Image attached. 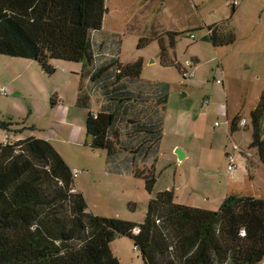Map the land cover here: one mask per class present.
<instances>
[{"label": "trees", "instance_id": "1", "mask_svg": "<svg viewBox=\"0 0 264 264\" xmlns=\"http://www.w3.org/2000/svg\"><path fill=\"white\" fill-rule=\"evenodd\" d=\"M106 14L105 0H0V55L34 61L47 74L52 61L81 64L92 89L79 107L88 109L95 95L101 102L86 119L90 148L106 152L109 172L142 179L152 194L170 86L144 81L141 60L121 64L117 34L94 52L91 34L102 31ZM206 30L214 48L235 43L218 25ZM161 60L168 64L164 48ZM250 116V148L264 164V94ZM239 123L231 121L230 135ZM11 125L0 120V129ZM75 179L46 140L0 143V264H120L110 248L115 234L133 240L144 264H264V199L233 194L207 211L177 204L165 190L138 224L90 213Z\"/></svg>", "mask_w": 264, "mask_h": 264}, {"label": "rangeland", "instance_id": "2", "mask_svg": "<svg viewBox=\"0 0 264 264\" xmlns=\"http://www.w3.org/2000/svg\"><path fill=\"white\" fill-rule=\"evenodd\" d=\"M237 1L232 13V0H105L104 28L122 40L120 63L141 60L144 81L170 86L152 194L142 179L109 172L106 152L90 148L86 119L99 109L100 98L91 96L88 109L79 107V99L92 89L81 64L52 61L54 73L47 74L34 61L0 55V120L12 124L0 129V143L30 137L50 142L78 173L75 187L88 211L108 219L142 223L149 201L165 190L176 192L177 204L217 211L220 196L235 180L248 187L245 193L264 199V165L258 150L250 148V115L264 94V0ZM213 25L232 33L235 43L214 48L206 42V28ZM109 34H91L94 52ZM142 39L148 42L139 47ZM183 73L194 77L185 79ZM236 117L247 127L230 135L229 123ZM234 145L250 156L235 153L236 170L228 175L227 153ZM178 149L188 158L179 160ZM252 183L261 190L250 189ZM110 248L120 264H144L128 237L115 234Z\"/></svg>", "mask_w": 264, "mask_h": 264}, {"label": "crops", "instance_id": "3", "mask_svg": "<svg viewBox=\"0 0 264 264\" xmlns=\"http://www.w3.org/2000/svg\"><path fill=\"white\" fill-rule=\"evenodd\" d=\"M107 8V7H106ZM140 8H141V6H140ZM143 8H141L140 9V14H142L143 16H147L148 15V13L143 9ZM109 13H108V8H107V14L105 15V17H104V22H103V27H102V31L101 32H103V33H105V34H108V33H110V34H117V33H115V32H110V31H108V29L106 30L105 28H104V24H105V19H106V17H107V15H108ZM117 35H119V34H117ZM100 107H101V102H100ZM100 107H99V109L96 111V112H94V113H97V112H99L100 111ZM230 124V123H229ZM240 127V126H239ZM245 127H247V124H246V126ZM245 127H241V128H245ZM17 140H20V138H17ZM232 152H233V150H232ZM183 153L185 154V158L184 159H186V158H188V153L186 152V151H183ZM235 153H242L243 155H248V156H250L249 154H245V152L244 151H241L240 150V152H235ZM235 153H234V156H235ZM229 154H231V152L230 153H227V156L229 155ZM235 161H236V158H235ZM246 162H247V159H246ZM260 163L261 164H263L261 161H260ZM264 165V164H263ZM228 167V166H227ZM249 166L247 165V169L249 170ZM234 173V172H233ZM228 174V173H227ZM228 175H231V174H228ZM78 176V175H77ZM250 178H251V182L254 180L252 177H251V175H250ZM229 186H230V188L229 189H227L228 191H226L227 193H225V194H227V195H223V196H220V199H219V203L221 202H223V200L226 198V197H228L229 196V194H235V195H241V196H250V197H255L254 195H253V193H245V191H246V189L248 188V187H246V186H244L245 184L244 183H241V182H239L238 180H235L234 182H233V184H228ZM250 189H252L253 191L255 190V189H258V190H261V188H258L255 184H251V186H250ZM77 190V189H76ZM175 194H176V192L174 191V190H172ZM255 198H257V197H255ZM258 199H263L262 197L261 198H258ZM182 205V204H181ZM189 207H193V208H201V207H195V206H189ZM204 210H208V209H205V208H203Z\"/></svg>", "mask_w": 264, "mask_h": 264}, {"label": "built area", "instance_id": "4", "mask_svg": "<svg viewBox=\"0 0 264 264\" xmlns=\"http://www.w3.org/2000/svg\"><path fill=\"white\" fill-rule=\"evenodd\" d=\"M232 5L234 7H236V6L239 5V2L237 0H232ZM190 38L192 40H195V36L194 35H191ZM193 77H194V74L183 73V78H185V79L193 78ZM218 84H221V82L218 81ZM208 103H209V101L206 100L204 102V105L206 106V105H208ZM246 124H247V122L245 120H241L240 123H239V126L240 127H245ZM229 126H230V124H229ZM215 127L216 128L220 127V124L216 123ZM3 144L8 145V144H11V142L8 139H5ZM235 152H240V148L237 145H234L233 152L227 156L228 162H229L228 167H227V173L228 174H232L236 170V161H235V156H234ZM77 174L78 173H74L75 177L77 176Z\"/></svg>", "mask_w": 264, "mask_h": 264}, {"label": "water", "instance_id": "5", "mask_svg": "<svg viewBox=\"0 0 264 264\" xmlns=\"http://www.w3.org/2000/svg\"><path fill=\"white\" fill-rule=\"evenodd\" d=\"M176 154L178 155L179 160H183L185 158V154L179 149L176 151Z\"/></svg>", "mask_w": 264, "mask_h": 264}]
</instances>
